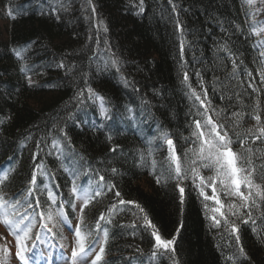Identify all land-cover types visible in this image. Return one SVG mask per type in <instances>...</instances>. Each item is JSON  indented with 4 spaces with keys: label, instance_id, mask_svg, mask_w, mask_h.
<instances>
[{
    "label": "trees",
    "instance_id": "trees-1",
    "mask_svg": "<svg viewBox=\"0 0 264 264\" xmlns=\"http://www.w3.org/2000/svg\"><path fill=\"white\" fill-rule=\"evenodd\" d=\"M0 19L5 23L0 30V116L11 117L0 124V176L4 171L10 176L0 189L9 195L26 190L39 164L48 175H38V185L47 183L68 199L71 178L64 167L75 159L81 184L99 182V173L116 185L121 199L135 202L119 204L115 190L105 189L106 195L86 209L88 228H94L101 212L113 221H102L93 233L97 245L103 228L109 231L106 264H172L171 252L152 255L154 239L144 214L164 239L176 235L177 264H264V201L256 198L259 206L251 208L255 224H244L228 213L227 205H239L238 198L219 190L225 204L221 211L239 228L237 244L222 218L221 226H214V202L204 201L191 179L182 185L183 206L174 181L161 178L157 184L170 160L167 144L153 139L167 132L187 167L199 143L192 135L194 120L211 116L226 125L233 150L245 159L251 156L254 183L264 189V138L253 143L258 133L250 115L258 106L264 122V78L258 74L264 71V33L253 31L264 27V0L252 5L247 0H143L142 5L140 0H0ZM61 62L64 67L58 66ZM89 87L110 102L114 118L106 131L92 130L99 122V102L86 98ZM193 90L201 99L207 94V113ZM79 92L84 98L78 104ZM194 166L200 167L199 161ZM200 172L206 178L214 175L208 169ZM36 195L47 200L46 192ZM65 211L74 229L73 212L67 205ZM60 237L48 235L53 257H45L60 259L65 250ZM240 247L246 256L239 254Z\"/></svg>",
    "mask_w": 264,
    "mask_h": 264
},
{
    "label": "snow or ice",
    "instance_id": "snow-or-ice-1",
    "mask_svg": "<svg viewBox=\"0 0 264 264\" xmlns=\"http://www.w3.org/2000/svg\"><path fill=\"white\" fill-rule=\"evenodd\" d=\"M247 2L249 5H252L254 0H247ZM89 3H91V0H89ZM140 4H143V0H140ZM142 10L141 7V11ZM52 11L55 12L57 9L53 8ZM92 11L95 13L96 10L94 7L92 8ZM14 18L15 17H13V19ZM177 26H180L179 22H177ZM253 31L255 34L264 33V27L253 29ZM16 54L19 56L20 52L17 51ZM260 55L264 57V52H261ZM111 62L117 64L118 60L113 59ZM233 64L235 67V61H233ZM58 66L64 67L65 65L61 62ZM20 70L21 72L25 71L23 68ZM258 74L264 78V71H261ZM248 76L251 77L252 73H248ZM26 79L28 80L29 87L35 86L31 76H27ZM184 79L187 81V74H185ZM125 83H127L126 79ZM248 87L253 88V91H256L251 83ZM86 91L88 93V96L86 97L87 99L99 102L97 105L99 122L92 125V130L96 132L108 130L109 122L114 118L112 110L108 106L110 102L105 96L97 93L90 87L87 88ZM192 95L195 96L196 100L200 101L201 107H204L205 113H207V94L205 93L204 98L201 99V96L197 95L193 90ZM81 98H84V92H79L77 94L78 104L83 103V99ZM127 111L131 112V109H128ZM232 115L239 116V113H232ZM250 115L256 122L253 127L255 128L256 133H258V135H253V143H255L256 140L264 138V122H262L258 106L253 108ZM10 119L11 117L0 116V124H4ZM194 124L195 131H193L192 135L199 143L198 149L194 152L196 159H193L190 164H187V167H182L180 158L176 155L174 141L169 138L167 132L162 131L158 137L153 138L156 141L162 140L163 143L167 144L170 160L168 168L162 174V177H157L156 182L157 184L161 183V178L166 182L174 181V188L179 192L180 205L183 206L185 203V188L182 185L185 180L191 179L193 184L199 189V196L203 197L204 201L213 200L218 206L211 209L214 214L219 213L220 216V218H217L216 215L211 217L214 226L220 227L222 218L225 228L230 229V234L235 235L236 243L239 244L240 236L238 235L239 228L237 223L229 220L226 217V214L221 211V209L225 207V204H223L217 197V188L215 185L219 183V186L225 190L227 196H235L240 201L239 205L235 203L227 205L228 213L230 215L236 216L241 223L247 224L251 222L255 224V220L252 218L251 208L253 206H259L257 205L256 198L264 201V189H262L260 185L254 183V161L251 156L245 159V157L239 152L233 150L232 138L227 131H223L226 125L214 121L211 116H206L203 121L199 119L194 120ZM60 131L62 133L64 132L63 129ZM249 134L252 135L251 129H249ZM107 139L111 141L112 136L108 135ZM239 143L243 148L244 140H239ZM118 147V145L112 147L109 151L115 152ZM248 151L250 153L252 152L251 149H248ZM35 158L34 155L33 159ZM185 159L187 160V158ZM198 161L200 167L194 166ZM245 164H247L248 167H245ZM173 165L174 168L172 167ZM201 168L212 170L214 175L207 178L204 177L201 175ZM9 171H11V169ZM64 171L68 173L71 178V188L68 199L58 196L47 183H43L42 187L38 185V175L41 177H47L48 175L47 170L39 164L35 165L33 168L31 178L28 181L29 186L26 190L9 195L0 189V226H3L7 230V235L12 236L15 240V258L19 261V264H41L42 261H44L45 264H52L49 259L51 253H49V257H45L43 252L37 250V241L46 240L49 234H51L52 237L59 234L61 239H65L62 232H60L62 227L67 226L70 230L72 229L69 214L65 211L66 205L76 214V223L73 232L74 242L71 247V256L65 258L63 253H61L60 259L55 261V264H60L61 261H63L64 264H102V262L103 264H106L104 261L106 254L105 244L109 238V231L107 228H103V241L100 243L99 251L95 252L94 257L90 262L87 257L95 248L96 238L93 235L94 231L102 228V221L108 224L113 223V221L111 219H106L105 214L101 212L99 218L95 220L94 228H88L86 222V209L96 198L106 195L105 189H107L108 192H112L116 189V185L107 182L105 177L99 175V173H96V175L99 176V182L89 179L87 184H81L80 163L75 159L71 160V166L64 167ZM111 171L116 173L117 169L112 168ZM9 180V172L4 171L3 175L0 176V185L6 186L5 182ZM197 181H199L198 184L196 183ZM242 185L247 188V193L241 191ZM205 187L212 188V194L210 196L205 194ZM37 191H39L41 196L46 192L47 200L42 202L40 196L36 195ZM114 195L119 204L135 203L133 201H125L124 199H121V192L119 190H115ZM29 197H35L34 202L33 200H30ZM72 197H75V199H72ZM25 205L27 206L26 208ZM136 207L139 208L140 212H144V209L138 204ZM22 208L24 211H21ZM205 208H208L207 204H205ZM27 209H35L38 211L30 213ZM115 209L116 205L113 204L109 211L111 212ZM241 209H248V211L242 214ZM244 215L247 216V219H244ZM37 216L39 217V220H37ZM143 220L145 221L146 227L152 229L151 236L154 239V250L152 255L156 256L158 250L164 254L171 252L173 254L172 264H177L174 247L176 235H173L171 239H164L159 234L156 226L148 218L147 214H144ZM133 227H135V225H133ZM253 230L255 231V229ZM179 231L180 227L176 229L177 233H179ZM5 239V236L0 235V240ZM65 246L66 245L61 244V248H64ZM0 250H2L5 257L10 252V249L7 246H3ZM137 250L139 251V249ZM239 254L241 256H246L243 247L239 248Z\"/></svg>",
    "mask_w": 264,
    "mask_h": 264
},
{
    "label": "rangeland",
    "instance_id": "rangeland-1",
    "mask_svg": "<svg viewBox=\"0 0 264 264\" xmlns=\"http://www.w3.org/2000/svg\"><path fill=\"white\" fill-rule=\"evenodd\" d=\"M4 26H5L4 21L0 19V30L4 31V29H5ZM86 182H88V181H86ZM215 187L217 188V197L222 202V198L220 196L219 190L220 189H221V191H225V190H223L219 186V183H217V185H215ZM241 191L247 193L248 190H247V188H245L243 186V190H241ZM204 192L210 196L212 194V188L208 187L207 190H205ZM225 196H226V194H225ZM233 198H234V196H233ZM72 199H75V197H72ZM214 207H218L215 204V202H214V205L212 206V208H214ZM215 214L218 215L219 213H215ZM73 215H74V219H75L76 214L73 213ZM60 231L62 232L63 237H65V239H61V237H60V239L63 241L64 245H66L63 254L66 255V256H64L65 258H68L71 256V247H72L73 242H74V235H73L74 229L72 228L70 230L67 226H64V227H62V229ZM0 235H3L6 237L5 240H0V249H2L3 246H7L10 249L9 254L6 257L4 256L2 250H0V264H19V261L15 258V240H14V238L12 236L7 235V230L3 226H0ZM99 247H100V240L97 242V245H95L94 251H92L88 255L87 259L89 262L94 257L95 252L99 251ZM37 250L43 252V254H45V255H49V253H51V255H52V247L50 245H48L45 240L39 241V242L37 241ZM51 257H53V256H51ZM57 259L58 258H56V259L50 258V261L52 262V264H55V261H57ZM41 264H45V262L42 261ZM60 264H64V262L61 261Z\"/></svg>",
    "mask_w": 264,
    "mask_h": 264
}]
</instances>
